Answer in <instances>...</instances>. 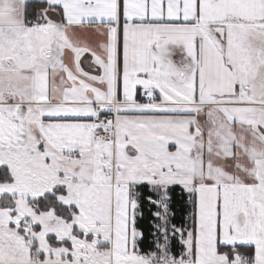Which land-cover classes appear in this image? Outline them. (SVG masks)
<instances>
[{
	"label": "snow or ice",
	"instance_id": "1",
	"mask_svg": "<svg viewBox=\"0 0 264 264\" xmlns=\"http://www.w3.org/2000/svg\"><path fill=\"white\" fill-rule=\"evenodd\" d=\"M0 264H264V0H0Z\"/></svg>",
	"mask_w": 264,
	"mask_h": 264
},
{
	"label": "trees",
	"instance_id": "2",
	"mask_svg": "<svg viewBox=\"0 0 264 264\" xmlns=\"http://www.w3.org/2000/svg\"><path fill=\"white\" fill-rule=\"evenodd\" d=\"M39 6H40L39 4L36 5L37 8H39Z\"/></svg>",
	"mask_w": 264,
	"mask_h": 264
}]
</instances>
